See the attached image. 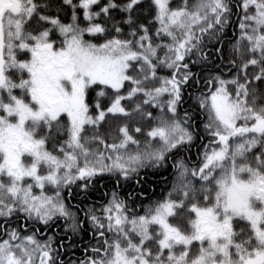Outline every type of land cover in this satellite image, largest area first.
<instances>
[{
	"label": "snow or ice",
	"instance_id": "snow-or-ice-1",
	"mask_svg": "<svg viewBox=\"0 0 264 264\" xmlns=\"http://www.w3.org/2000/svg\"><path fill=\"white\" fill-rule=\"evenodd\" d=\"M0 264H264V0H0Z\"/></svg>",
	"mask_w": 264,
	"mask_h": 264
}]
</instances>
